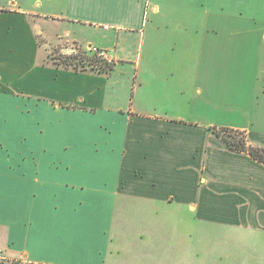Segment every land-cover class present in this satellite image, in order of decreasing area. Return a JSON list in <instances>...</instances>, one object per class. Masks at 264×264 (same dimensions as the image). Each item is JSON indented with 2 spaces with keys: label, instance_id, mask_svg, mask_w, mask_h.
<instances>
[{
  "label": "crops",
  "instance_id": "crops-1",
  "mask_svg": "<svg viewBox=\"0 0 264 264\" xmlns=\"http://www.w3.org/2000/svg\"><path fill=\"white\" fill-rule=\"evenodd\" d=\"M159 1L0 3V246L18 264H264V164L213 130L264 133L206 122L189 64L205 18L158 17ZM52 20L133 66L136 101L111 73L50 64ZM111 35L138 37L137 59L108 55Z\"/></svg>",
  "mask_w": 264,
  "mask_h": 264
},
{
  "label": "rangeland",
  "instance_id": "rangeland-1",
  "mask_svg": "<svg viewBox=\"0 0 264 264\" xmlns=\"http://www.w3.org/2000/svg\"><path fill=\"white\" fill-rule=\"evenodd\" d=\"M6 1L0 0V3ZM14 1L28 6L37 1L38 5L41 3L40 11L51 9L59 13L66 4V0ZM172 2L175 6H165ZM158 6V17L205 18L201 40L193 41L199 47L189 64L192 69L195 67L196 72L191 73L195 76L191 87L203 92L198 101L201 106L195 107L205 110L206 122L214 126L246 127L251 132L264 133V0H160ZM42 26L45 37L37 36L36 40L50 64L75 57L69 67L76 65L78 71L95 74L101 71L103 65L95 64L94 60L106 61L114 69L113 63L85 49L88 43L92 49H99L101 46L96 41L100 36L91 40L86 28H74L54 20ZM122 37L111 35L101 39L102 46L110 49L108 55L119 59L124 55L126 60L133 62L138 57L139 39L124 40ZM175 53L173 59L177 61L179 57ZM108 73H111V95L126 96L127 100L135 102L130 93L136 82L133 66L120 64ZM149 81L158 82L159 78L150 76ZM204 101L205 108L202 106ZM220 130H217L220 135L231 142L240 139L235 132Z\"/></svg>",
  "mask_w": 264,
  "mask_h": 264
},
{
  "label": "trees",
  "instance_id": "trees-1",
  "mask_svg": "<svg viewBox=\"0 0 264 264\" xmlns=\"http://www.w3.org/2000/svg\"><path fill=\"white\" fill-rule=\"evenodd\" d=\"M74 59H75V57L71 58V60H74ZM71 60H63V61H60L59 63H56V64L58 66H61L63 69H72V70H76L77 71L76 65H75V67H74V65L71 68L69 67L70 65L72 66V64L74 63V61L71 62ZM93 62L95 64H97V65L98 64L103 65V67L101 68V71L97 72L96 74H98V75H102V74L108 75L109 74L108 72H112V66H109L106 61L94 60ZM216 131L217 130H213V132H215V134L218 137H221L222 140L232 150L246 153L254 161H257L259 163L264 164V148H262V147H260L258 145L248 144L244 132L233 131V130H228V129H221L220 131H222V132L231 131V132H235L238 135H240V139L231 142L230 140H228V138L226 136H222V135H220L221 133L219 131H217V132Z\"/></svg>",
  "mask_w": 264,
  "mask_h": 264
},
{
  "label": "built area",
  "instance_id": "built-area-1",
  "mask_svg": "<svg viewBox=\"0 0 264 264\" xmlns=\"http://www.w3.org/2000/svg\"><path fill=\"white\" fill-rule=\"evenodd\" d=\"M90 51L95 52L100 57H103L102 54L95 49H90ZM0 264H18V261L8 258L5 255L3 248L0 246Z\"/></svg>",
  "mask_w": 264,
  "mask_h": 264
}]
</instances>
